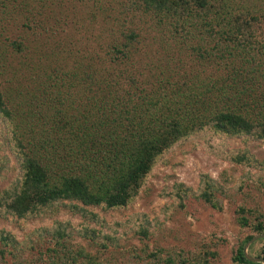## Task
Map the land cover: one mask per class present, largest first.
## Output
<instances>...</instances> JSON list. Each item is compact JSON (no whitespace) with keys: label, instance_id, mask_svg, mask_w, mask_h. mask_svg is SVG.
Returning a JSON list of instances; mask_svg holds the SVG:
<instances>
[{"label":"trees","instance_id":"1","mask_svg":"<svg viewBox=\"0 0 264 264\" xmlns=\"http://www.w3.org/2000/svg\"><path fill=\"white\" fill-rule=\"evenodd\" d=\"M47 1L0 0V180L12 174L0 217L65 211L82 224L54 221L22 239L0 229V264H126L110 254L119 239L90 226L99 219L89 208L129 206L155 165L198 131L264 144V0H71L107 25L92 55L49 25L60 21ZM218 146L241 174L236 188L207 175L196 190L176 184V209L194 200L220 213L244 184L264 197V160ZM234 215L241 237L231 264H262L244 246L264 235V213L238 206ZM137 222L133 231L147 239L148 218ZM257 243L252 258L264 260V239ZM130 249L127 264H177L161 251L143 261ZM191 255L178 264L216 258L204 247Z\"/></svg>","mask_w":264,"mask_h":264},{"label":"rangeland","instance_id":"2","mask_svg":"<svg viewBox=\"0 0 264 264\" xmlns=\"http://www.w3.org/2000/svg\"><path fill=\"white\" fill-rule=\"evenodd\" d=\"M44 8L53 18L60 21L59 24H53L51 21L49 25L54 28L63 27L67 37L71 38L72 43H76L77 52L92 55L100 51L106 42V35L102 32L107 29V25L99 24L105 20L98 16L94 23L91 22L89 20L91 11L88 6H79L77 2L71 0H48ZM86 39H89V42ZM99 39L100 42L97 43ZM219 143H225L228 149L232 150L248 149L256 159L264 160V144L261 142L251 140L245 143L241 138L217 139L203 131H198L174 146L166 155L167 161L164 164L160 161L155 165L151 175L144 181L140 192L129 206L114 211H103L97 207L89 208L99 219V225L90 224V226L99 229L105 235H113L115 239H119V245L110 253L114 259L126 264L127 261L133 262L129 255L130 248H134L143 261L146 260L148 253L157 250L162 252V257L168 255L178 264L182 259H187V256L192 260L193 251L204 247L216 253L215 260L210 261V264H231V251L236 249L238 238L241 237V231L234 221V211L238 206H243L257 207L264 213V197L244 184L241 192H230L233 202H229V198L225 199L223 211L217 213L194 200L185 201V208L178 210L176 202L169 196L176 184L196 190L202 175H207L220 184L226 183L227 186L236 188V181L241 174L231 164L217 156L220 151ZM11 178L12 174L9 173L6 174L4 181L0 180V190ZM140 215H146L150 223L147 239L139 238L133 231L134 224L138 225L137 218ZM54 221L70 223L75 229L82 224L80 217L60 211L52 217L43 219L18 220L12 217L5 219L0 217V229L10 231L18 239H22L25 233L43 226H51ZM258 240L249 245L250 247L256 244L252 250H247L251 258L255 257L262 247L257 243ZM75 241L81 243L78 238ZM84 247L90 248L86 245Z\"/></svg>","mask_w":264,"mask_h":264},{"label":"water","instance_id":"3","mask_svg":"<svg viewBox=\"0 0 264 264\" xmlns=\"http://www.w3.org/2000/svg\"><path fill=\"white\" fill-rule=\"evenodd\" d=\"M263 238L264 239V235H261V236H257V237H254L252 240H250L245 246H244V254H245V257L249 260V261H252V262H255V263H264V260L262 259H254V258H251L248 256L247 254V250H248V247L251 243H253L254 241L258 240V239H261Z\"/></svg>","mask_w":264,"mask_h":264}]
</instances>
